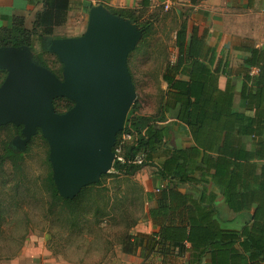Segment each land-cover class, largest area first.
Masks as SVG:
<instances>
[{"label": "crops", "instance_id": "1", "mask_svg": "<svg viewBox=\"0 0 264 264\" xmlns=\"http://www.w3.org/2000/svg\"><path fill=\"white\" fill-rule=\"evenodd\" d=\"M102 1L97 3L134 8L153 0ZM185 4L190 8L186 42L190 43L195 26L198 49L180 53L176 46L163 70L162 76H171V84L162 77L165 93L153 113L157 115L160 108L164 112V119L157 121L162 144L147 160H154L157 172L153 181L142 182L147 207L136 227L141 233L158 234L160 225L150 211L159 207L162 193L172 195L162 202L163 223L189 225L196 219L211 225L214 220L218 227L194 229L202 240L194 245L185 241L182 251L170 240L153 248L144 242L134 253L121 246L117 258L92 264H264L244 236L248 215L232 210L210 176L215 162L222 166L243 163L245 158L262 161L258 156L264 153V0H187ZM42 10L43 0H0V28L10 27L15 16H23L27 26ZM175 170L181 176L162 173ZM0 264L69 263L18 256Z\"/></svg>", "mask_w": 264, "mask_h": 264}, {"label": "rangeland", "instance_id": "2", "mask_svg": "<svg viewBox=\"0 0 264 264\" xmlns=\"http://www.w3.org/2000/svg\"><path fill=\"white\" fill-rule=\"evenodd\" d=\"M164 1L153 0L149 7L138 8L137 21L124 17L141 31L127 61L136 88L130 109L143 114H153L159 109L165 93L161 88L162 73L171 54L177 51V31L190 23L187 0H175L169 8ZM100 5L111 12L107 4H98L97 0H73L66 21L52 35L34 32L31 59L62 78L61 61L49 50L51 40L83 35L91 9ZM32 23L29 20L27 26ZM6 75L7 71L0 68V86ZM53 102L55 111L60 113L74 104L63 96L55 97ZM0 126V157L6 145L22 153L25 174L23 180L11 179L8 160L0 173V262L23 256L92 264L116 257L125 235L136 234L139 231L136 225L144 219L147 205L142 200V182L153 181L157 172L154 160H144L146 165L134 175L101 174L84 186L87 189L81 201L70 209L53 202L50 195L46 179L53 175V167L50 146L41 129L23 145L19 140L24 138L23 125L8 122Z\"/></svg>", "mask_w": 264, "mask_h": 264}, {"label": "water", "instance_id": "3", "mask_svg": "<svg viewBox=\"0 0 264 264\" xmlns=\"http://www.w3.org/2000/svg\"><path fill=\"white\" fill-rule=\"evenodd\" d=\"M140 35L131 21L103 5L93 7L83 35L51 40L62 78L34 62L30 46H0V68L7 71L0 86V124L23 125V145L41 129L64 198L72 199L112 167L117 135L136 98L127 59ZM57 96L73 106L55 111Z\"/></svg>", "mask_w": 264, "mask_h": 264}, {"label": "trees", "instance_id": "4", "mask_svg": "<svg viewBox=\"0 0 264 264\" xmlns=\"http://www.w3.org/2000/svg\"><path fill=\"white\" fill-rule=\"evenodd\" d=\"M196 3L200 0H191ZM73 0H43V10L36 14L33 20L32 28H28L23 16H15L12 19L10 27L0 28V46L4 45H28L30 47L34 44V32L39 30L44 35H52L57 26L62 25L66 21V16L71 8ZM143 3V2H142ZM149 4L144 1L141 7H114L108 6V9L120 16L129 19L138 20L135 17V13L138 8H147ZM176 34V45L179 52L196 53L198 45L194 44L197 36V28L194 26L192 29L191 41L187 43V37L189 32L187 29V23L183 25ZM62 64V63H61ZM63 69V65L59 70ZM62 71V70H61ZM163 79L171 84V76L167 73L163 74ZM185 95L191 94V92H185ZM163 108V104L161 105ZM72 107L67 105V109ZM164 119V112L160 108L158 114H143L139 113L136 109L131 108L126 117L125 126L122 131L117 135L116 144L123 132H131L134 134V139L126 147V163L114 164V167L119 170L120 173L134 175L137 171L143 168L146 163L142 161L140 163H132V161L138 156H144L145 160H151L156 150L162 144V129L157 125V121ZM1 127V126H0ZM19 130V127H16ZM263 146V145H261ZM264 151V149H261ZM258 156L260 163L256 161L244 160L243 163H234L228 165L218 166V163H212L211 168H214V172L210 173L212 181L217 184L224 195L226 196L229 206L234 211H245L248 215V219L245 221L242 229L245 230V238L247 242L252 245L253 249H256L258 257L264 260V153ZM8 160L11 163L12 172L10 178H18L23 180L25 178L23 170V154L15 151L9 146H5L4 152L0 157V173H3V165ZM165 176L180 175V172L174 171L165 174ZM181 176V175H180ZM49 188L50 195L55 203H63L70 209L74 204L81 201V198L86 192L87 186L83 187L80 192L71 198L62 197L53 180L52 173L46 179ZM166 197H172V195H165L162 193L160 197L159 207L150 211L152 220L160 225V231L157 235L146 234L138 232L135 235H125L122 243V250L127 253H134L137 248L146 242L147 247H154L156 244L161 245L164 241H173V245L178 246L182 251L185 249L184 242L189 241L192 245L199 239L202 240V235L198 234L194 229H202L205 226L218 227L216 221L204 223L203 220H190L189 225L182 223L181 225H170L163 223V199ZM178 197V196H177ZM175 197V199H177ZM252 201V202H251ZM73 210V209H72ZM189 226V230H187ZM207 238V237H205ZM214 243V242H213ZM150 247V248H151Z\"/></svg>", "mask_w": 264, "mask_h": 264}, {"label": "built area", "instance_id": "5", "mask_svg": "<svg viewBox=\"0 0 264 264\" xmlns=\"http://www.w3.org/2000/svg\"><path fill=\"white\" fill-rule=\"evenodd\" d=\"M166 8L171 7V5L174 3L173 0H165L164 1ZM134 139V134L131 132H123L117 142L114 146V160L111 169L107 172L109 174H119V170L114 167V164H124L126 163V147L127 145ZM145 160L144 156H138L136 157L132 163H140Z\"/></svg>", "mask_w": 264, "mask_h": 264}]
</instances>
